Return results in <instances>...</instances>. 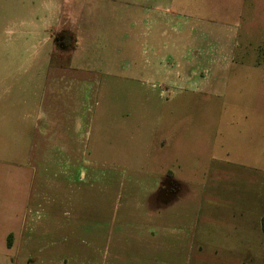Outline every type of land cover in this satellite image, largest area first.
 <instances>
[{"label":"rangeland","instance_id":"obj_1","mask_svg":"<svg viewBox=\"0 0 264 264\" xmlns=\"http://www.w3.org/2000/svg\"><path fill=\"white\" fill-rule=\"evenodd\" d=\"M41 86L80 122V138L69 130L60 145H77L82 170L92 152L115 168L158 172L157 143L168 140L161 163L198 180V158L264 148V0H0L1 156L24 161L19 99ZM235 121L252 127V141L231 133ZM252 243L261 248L252 264H264L263 217ZM198 251L190 264H202Z\"/></svg>","mask_w":264,"mask_h":264},{"label":"crops","instance_id":"obj_2","mask_svg":"<svg viewBox=\"0 0 264 264\" xmlns=\"http://www.w3.org/2000/svg\"><path fill=\"white\" fill-rule=\"evenodd\" d=\"M45 94L41 86L19 99L14 121L22 135L30 131L24 161L0 154V258L7 264H190L194 248L202 264H252L261 251L252 243V224L264 219V148H240V158H232L235 146L198 158L192 168L198 180L181 176L176 158L168 163L181 177L161 163L168 140L157 143L153 162L164 164L158 172L115 168L92 152L82 170L77 145H60L69 130L80 138V122L67 120L72 106ZM228 125L252 141V127ZM4 176L8 182L1 183Z\"/></svg>","mask_w":264,"mask_h":264},{"label":"flooded vegetation","instance_id":"obj_3","mask_svg":"<svg viewBox=\"0 0 264 264\" xmlns=\"http://www.w3.org/2000/svg\"><path fill=\"white\" fill-rule=\"evenodd\" d=\"M60 37H61V36H60ZM63 37H68V36H66V35L64 34V35L62 36V38H63ZM62 38H61V39H62Z\"/></svg>","mask_w":264,"mask_h":264}]
</instances>
